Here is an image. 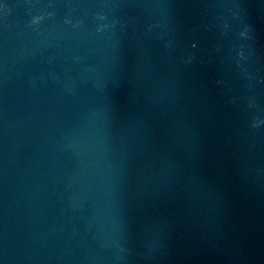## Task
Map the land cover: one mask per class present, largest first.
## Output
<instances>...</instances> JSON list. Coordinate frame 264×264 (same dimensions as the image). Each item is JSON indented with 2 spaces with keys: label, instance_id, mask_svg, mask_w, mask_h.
Here are the masks:
<instances>
[{
  "label": "water",
  "instance_id": "95a60500",
  "mask_svg": "<svg viewBox=\"0 0 264 264\" xmlns=\"http://www.w3.org/2000/svg\"><path fill=\"white\" fill-rule=\"evenodd\" d=\"M0 264H264V0H0Z\"/></svg>",
  "mask_w": 264,
  "mask_h": 264
}]
</instances>
